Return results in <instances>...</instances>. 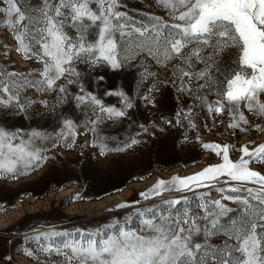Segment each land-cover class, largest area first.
I'll list each match as a JSON object with an SVG mask.
<instances>
[{
	"label": "snow or ice",
	"instance_id": "6c2138e0",
	"mask_svg": "<svg viewBox=\"0 0 264 264\" xmlns=\"http://www.w3.org/2000/svg\"><path fill=\"white\" fill-rule=\"evenodd\" d=\"M154 2L165 16L137 20L121 10L120 0H0V28L13 41L2 42L0 55L39 65L21 72L16 61L0 60V115L29 120L41 115L30 112L39 105L55 125L49 132L0 124V178L36 167L47 159L46 149L70 148L79 135L91 134L103 155L109 148L101 126L131 120L129 113L142 105L157 108L162 88L177 102L170 114L161 112L166 125L196 129L201 113L205 128L226 115L227 128L245 132V112L264 122V0ZM127 66L137 68L130 87L99 91L106 75L98 69L116 73ZM106 97L117 104H106ZM138 142L132 138L125 147ZM251 143L238 149L236 162L232 146L203 144L222 163L170 185L159 181L156 196L163 190L192 196L166 200L159 214L137 213V228L113 225L104 236L77 230L78 239L60 245L42 243L62 235L55 231L31 239L46 258L60 257L51 264H264V174L249 167L264 163V143Z\"/></svg>",
	"mask_w": 264,
	"mask_h": 264
},
{
	"label": "rangeland",
	"instance_id": "374dc122",
	"mask_svg": "<svg viewBox=\"0 0 264 264\" xmlns=\"http://www.w3.org/2000/svg\"><path fill=\"white\" fill-rule=\"evenodd\" d=\"M120 7L137 20L147 14L165 16V10L154 0H120ZM2 42L13 44L4 28H0V50ZM0 60L4 64L16 61L15 68L21 72L39 67L32 61H22L15 53L8 59L0 55ZM97 71L106 75L99 89L103 92L109 86L130 87L137 68L127 66L116 73L103 68ZM165 74V69H159L161 78ZM156 99L157 108L142 105L129 113L131 120L108 121L101 126L109 148L103 155L99 147L94 146L95 138L91 134L79 135L70 148L46 149L43 155L47 159L36 167L0 178V264H51L60 257L46 258L40 244L32 237L59 232L62 235L42 243L60 245L62 241L78 239L77 230L86 233L99 230L104 236L111 234L113 225L137 228L142 219L137 213L156 209L159 214L166 200L184 195L191 197V192L175 190H163L162 195L156 196L153 189L161 180L170 185L173 178H186L222 163L221 157L202 147L205 143L232 146L229 150L232 162L240 159L241 146L250 142L251 147L264 143V130L257 131L253 127L258 124L264 129V122L251 113L245 112L250 121L245 132L227 128L226 115L218 118L222 122L216 124L209 119L205 128L203 113L196 118V129L169 126L160 116L161 112L168 115L176 108L172 90L162 88L156 93ZM105 103L117 104V98L106 97ZM37 111L41 115H33L29 120L0 115V124L24 129L42 127L51 132L55 125L45 118L44 110L39 105L30 109L33 114ZM156 123L159 127L153 126ZM139 125H144L147 132ZM132 138L139 142L125 147ZM249 167L264 174V163H252ZM143 194L151 198L145 199ZM212 197L218 199L219 193L213 190ZM27 251L34 254L28 256Z\"/></svg>",
	"mask_w": 264,
	"mask_h": 264
},
{
	"label": "bare ground",
	"instance_id": "6f19581e",
	"mask_svg": "<svg viewBox=\"0 0 264 264\" xmlns=\"http://www.w3.org/2000/svg\"><path fill=\"white\" fill-rule=\"evenodd\" d=\"M73 190H71V192H72ZM70 192V191H69ZM120 195H117L116 197H119Z\"/></svg>",
	"mask_w": 264,
	"mask_h": 264
}]
</instances>
